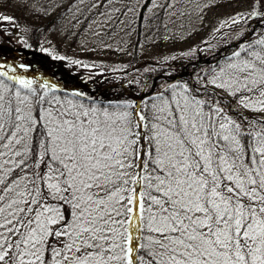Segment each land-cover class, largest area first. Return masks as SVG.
<instances>
[{"label": "snow or ice", "instance_id": "obj_1", "mask_svg": "<svg viewBox=\"0 0 264 264\" xmlns=\"http://www.w3.org/2000/svg\"><path fill=\"white\" fill-rule=\"evenodd\" d=\"M8 79L0 264H264V118L223 104L264 117V36L202 87L170 85L143 109L49 100Z\"/></svg>", "mask_w": 264, "mask_h": 264}, {"label": "rangeland", "instance_id": "obj_2", "mask_svg": "<svg viewBox=\"0 0 264 264\" xmlns=\"http://www.w3.org/2000/svg\"><path fill=\"white\" fill-rule=\"evenodd\" d=\"M235 1L151 0L147 9L142 12L141 6L144 0H0V4H22L28 10H36L37 12H53L58 7L71 2L59 25V31L69 32L70 34L69 40H64L66 42H63L61 38L58 42L50 38L43 40L39 48L33 49L23 38L24 35H9L6 27H0V45H6L9 53L33 49L44 62V66L39 64L30 65L34 70L31 71L26 67L17 66L14 63H18L16 60L12 62L7 57L0 56V70L12 76L19 75L30 79L39 87L47 85L46 88L41 87L38 92L40 94L47 92L46 98L49 100L58 98L50 92L55 87L54 83L68 85L85 94H90L96 88L86 86L88 81L82 83L83 78L88 77L90 80L93 78L95 71H97L93 68L94 65H106L109 67V71L113 73L120 71L133 33H139V40L143 45L163 36L162 51L157 50L156 52L153 50L152 53L165 55L168 54V39L177 37L181 40L184 35H190L192 39L203 37L202 42H206L207 40H204V38L212 37L217 26L219 27L229 15H234L232 13L233 9L237 10L238 8L243 12L253 10V7L248 6L245 0L238 3L239 6L236 5L237 2ZM169 4H171V7H167ZM247 27L251 30V25ZM195 29L199 31L198 35ZM186 31H189V33L186 34ZM73 38L76 43L71 42ZM110 49L113 50L112 54L100 53ZM81 50L89 51L92 54L91 58L83 60L91 64L88 71H84L80 65L78 67L80 62L77 59ZM193 51L194 46L178 54L187 57ZM96 52L98 53L96 54ZM199 52L202 53V51ZM224 56L230 57V54L226 52ZM180 70L167 75L178 74ZM109 79V77L102 76L98 83L103 84ZM0 81L12 87L8 82L2 79ZM21 91L26 90L22 89ZM62 91L66 92L67 90L63 89ZM120 99L122 98L119 94L105 92L97 100L112 106L117 105V103L125 104ZM68 100L86 106L82 102L63 99V101ZM136 105L140 106V103L138 102ZM235 107L241 111H246L237 104Z\"/></svg>", "mask_w": 264, "mask_h": 264}, {"label": "trees", "instance_id": "obj_3", "mask_svg": "<svg viewBox=\"0 0 264 264\" xmlns=\"http://www.w3.org/2000/svg\"><path fill=\"white\" fill-rule=\"evenodd\" d=\"M243 0H236L237 6ZM248 6H254L257 11L264 13V0H245ZM151 0H144L141 6V11H145L149 6ZM69 4L58 7L53 12L48 11H39L36 10H28L22 4H9L3 3L0 4V17H10L12 18L10 21L0 19V27H6L8 29L9 35H24V39L27 43L35 48H39L43 40L50 39L58 42L61 38L63 42L64 40H69L70 34L69 32H61L59 31V25L66 15ZM234 15L230 16L215 30L214 35L212 37L204 38L207 40L206 42H202L203 37H197L196 39H192L190 35H184L183 38L177 39V37H172L170 40L168 39L167 51L165 55H159L156 53H152L153 50L157 52L162 51V40L163 36H160L158 39L153 42L147 43L143 45L139 40V33L132 34V40L129 43V47L127 53H125V57L123 59V65L121 66L120 71L118 72H110L109 67L106 65H94L95 70L93 78L90 80L88 77L83 78L82 83L88 81L86 86L90 88H102L112 84H120L128 88L132 94L142 96L140 100H134L127 94L123 93L122 88H112L108 91V93H116L119 94L124 101V103L137 104L140 103V108L143 109L146 104L150 102V100L159 92L164 89L169 88L170 85H183L187 84L190 89H196L198 87H202L201 81L206 77L210 76L214 73L215 70H218V67L223 65L227 58L226 56H222L214 62H207L201 65H198L194 68L192 65L187 67V70L190 74H185L177 80L166 81L160 78V75H167L168 73H175L180 70L185 64L189 62H197L202 60L208 56L210 60H215L217 58L216 52L221 48L230 45L227 50V53L231 54L239 49L240 44L238 42L245 38L247 34V26L251 25V22L259 21L261 24H264V18L260 16H253L249 18L250 12H243L242 10L232 11ZM240 14V15H237ZM243 16V19L240 17ZM232 18H236L240 20L238 24H232ZM1 31V30H0ZM196 34L198 35L199 31L195 29ZM186 34L189 31L185 32ZM261 35H264V25L255 27L252 34L246 37L243 43L247 44L248 42H252L259 38ZM76 40L73 38L71 42H75ZM194 46V51L190 52L187 57H182L178 53L183 50H187V48H191ZM152 47H154L152 49ZM29 49V48H28ZM26 50L22 51H13V53H9V50L6 45H0V56L7 57L9 60H16L24 65H35L39 64L44 66V62L42 58L35 52V50ZM199 51H202L200 53ZM107 52L108 54H112L113 50H106L100 52L104 54ZM98 52H96L97 54ZM80 56L77 59L78 67L80 65L84 71H88V67L91 66L90 63H86L83 61L84 59L91 58V52L86 50H81L79 52ZM127 57V58H126ZM83 61V62H82ZM0 72H3L0 70ZM106 76L109 77V81L103 82V84H99L98 80L100 77ZM8 77H20L19 75L12 76L11 74H7V76H0V80H4L5 82L10 83L13 86V82L8 79ZM26 79V78H23ZM155 79V83L153 80ZM33 87L38 90L41 89L39 85L35 82L33 83ZM211 91V89H210ZM52 95H55L59 99H72L74 102L83 103L86 106H96V107H106L111 104H105L102 101H87L82 100L79 97L72 95L70 92L60 91L58 89L53 88L50 90ZM123 103V102H122ZM231 103V112L230 114L238 119H242L243 117L250 118H264L261 117L260 114L250 113L246 111H241L235 107L236 103L234 101H230V98L225 97L223 100L224 105H228ZM121 104V103H117Z\"/></svg>", "mask_w": 264, "mask_h": 264}, {"label": "water", "instance_id": "obj_4", "mask_svg": "<svg viewBox=\"0 0 264 264\" xmlns=\"http://www.w3.org/2000/svg\"><path fill=\"white\" fill-rule=\"evenodd\" d=\"M258 25V23H255L253 28ZM229 46H226L224 47L222 50L223 51H226L228 49ZM205 62H208V58L204 59V60H201L200 62L198 63H190V64H186L184 66L187 67L188 65H193L194 67H197L198 65L200 64H203ZM22 66V65H20ZM31 71L33 70V68L31 66L28 67ZM34 71V70H33ZM185 73L184 70H182L181 72H179L178 74L176 75H162L160 76L162 79L164 80H174V79H178L180 76H182L183 74ZM55 86H58L59 88H62V89H65V90H68V91H71L73 94H75L76 96L82 98V99H85V100H88V101H91V100H94V99H97L99 95H101L102 93H104L105 91L111 89V88H114V87H120L123 89L124 93L125 94H128L130 97H132L133 99H138L140 98L141 96H135L133 95L129 90H127L126 87L124 86H121V85H110V86H106L104 88H101V89H98V90H95L93 92H91L90 94H85L81 91H79L77 88H74V87H71V86H68V85H64V84H57V83H54Z\"/></svg>", "mask_w": 264, "mask_h": 264}]
</instances>
